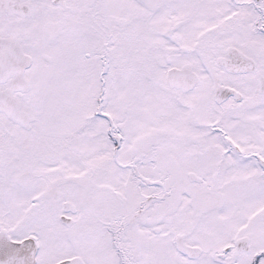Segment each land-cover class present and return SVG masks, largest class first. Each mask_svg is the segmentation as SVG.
Here are the masks:
<instances>
[{"label": "snow or ice", "instance_id": "1", "mask_svg": "<svg viewBox=\"0 0 264 264\" xmlns=\"http://www.w3.org/2000/svg\"><path fill=\"white\" fill-rule=\"evenodd\" d=\"M0 264H264V0H0Z\"/></svg>", "mask_w": 264, "mask_h": 264}]
</instances>
